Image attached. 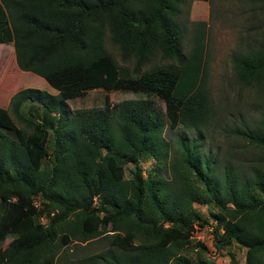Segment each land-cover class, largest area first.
<instances>
[{
  "label": "trees",
  "instance_id": "16d2710c",
  "mask_svg": "<svg viewBox=\"0 0 264 264\" xmlns=\"http://www.w3.org/2000/svg\"><path fill=\"white\" fill-rule=\"evenodd\" d=\"M182 4L0 0V45L13 44L17 69L0 100L6 103L24 86L9 107L30 128L18 129L0 106V243L14 237L0 251V264H63L54 252L57 241L66 247L72 238L87 242L107 233L123 255L100 254L80 264L180 262L179 250L198 224L197 229L204 228L194 204L218 211L210 210L218 248L238 243L248 250L246 264H263L264 171L250 175L221 168L203 152V130L214 117L206 83L205 25L196 24L193 48L186 54ZM107 32L122 59L135 62L134 73L107 51ZM156 58L175 63L142 72ZM233 63L247 79H264V42ZM28 73L53 90L28 85ZM95 90L150 95L162 107L148 99L114 110L106 94L101 110L71 108L72 101ZM26 103L42 107L43 115L25 111ZM179 127L198 135L179 138L172 150L165 130ZM239 134L264 150V113L256 127ZM145 159L155 161L147 178L138 169ZM126 163L138 169L131 181L125 179ZM162 170L173 178H163ZM137 239L142 243L135 245Z\"/></svg>",
  "mask_w": 264,
  "mask_h": 264
},
{
  "label": "rangeland",
  "instance_id": "374dc122",
  "mask_svg": "<svg viewBox=\"0 0 264 264\" xmlns=\"http://www.w3.org/2000/svg\"><path fill=\"white\" fill-rule=\"evenodd\" d=\"M180 20L185 31L183 45L186 54L190 53L193 48L196 24L201 22L205 25L206 83L214 109V117H212L209 126L203 130L204 154L217 160L218 166L221 168L229 166L237 172L246 171L250 175L254 170L264 171V150L252 146L239 134V130L247 127L254 128L261 120L264 113V79L259 81L247 79L246 74L240 72L233 63L234 57L241 56L264 42V3L261 4L257 0H183L180 8ZM105 46L121 68L131 74L134 73L135 62L122 59L119 47L112 42L108 32L105 37ZM12 58L14 59L13 45H0V99L3 97L2 94L12 87L11 79L16 74L17 69ZM174 63L173 60L162 61L160 58H156L144 67L142 72ZM30 84L37 89L53 90L35 75L30 77L28 85ZM22 88L25 87L12 91L6 103L0 100V106L10 112L18 129L30 132V128L24 122H20L14 117L9 107L12 97ZM106 94L109 95L114 110L121 104L148 99H152L157 107H162V102L158 103L159 101L150 95L102 90L90 91L83 98L72 101L70 106L73 110H101L104 107ZM24 110H30L39 116L43 115L42 107L37 104L26 103ZM197 135L198 133L187 132L179 127L176 130L166 129L164 137L173 146L172 150H177L176 141L179 138L193 140ZM49 150L50 154H53V149ZM175 156L174 152L171 153V162ZM154 166L153 159H145L139 163L138 169L140 168L144 178H147L151 176ZM124 168L125 179L131 181L133 172L138 170L136 164L126 163ZM161 173L166 180L173 178L170 171L162 170ZM185 174L190 177L189 173L185 172ZM192 180L191 178V182ZM35 200L39 205L42 198L38 197ZM194 209L201 217L200 224H203L204 228L197 229L198 224L189 243L179 250L177 258L180 257L181 261L178 262L173 258L168 264H246L248 250L242 245L233 243L226 248H218L215 245L213 229L216 221L210 210L212 209L215 213L218 211L208 205L200 204H194ZM43 222L47 223L46 219ZM121 233L124 234V232ZM108 234L112 233L97 235L87 242H80L72 238L71 244L66 247L57 241L58 247L54 251L56 259L59 258L63 264L66 262L80 264L84 260L100 254L123 255L111 246L112 236ZM13 239L14 237H10L5 243H0V251L3 252ZM141 243L142 241L137 239L134 244ZM260 257L263 262V257Z\"/></svg>",
  "mask_w": 264,
  "mask_h": 264
},
{
  "label": "crops",
  "instance_id": "0c3cea01",
  "mask_svg": "<svg viewBox=\"0 0 264 264\" xmlns=\"http://www.w3.org/2000/svg\"><path fill=\"white\" fill-rule=\"evenodd\" d=\"M12 44V43H11ZM2 46H4V45H7V44H1ZM13 45V44H12ZM14 47V46H13Z\"/></svg>",
  "mask_w": 264,
  "mask_h": 264
}]
</instances>
